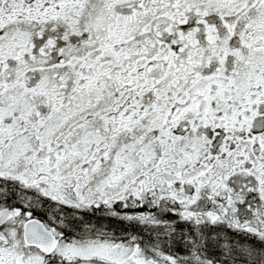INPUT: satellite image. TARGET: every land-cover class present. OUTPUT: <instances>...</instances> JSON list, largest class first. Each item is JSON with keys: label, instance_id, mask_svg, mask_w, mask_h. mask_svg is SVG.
<instances>
[{"label": "snow or ice", "instance_id": "obj_1", "mask_svg": "<svg viewBox=\"0 0 264 264\" xmlns=\"http://www.w3.org/2000/svg\"><path fill=\"white\" fill-rule=\"evenodd\" d=\"M0 264H264V0H0Z\"/></svg>", "mask_w": 264, "mask_h": 264}]
</instances>
